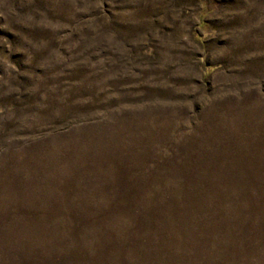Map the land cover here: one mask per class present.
I'll return each mask as SVG.
<instances>
[{
	"label": "rangeland",
	"instance_id": "374dc122",
	"mask_svg": "<svg viewBox=\"0 0 264 264\" xmlns=\"http://www.w3.org/2000/svg\"><path fill=\"white\" fill-rule=\"evenodd\" d=\"M0 264H264V0H0Z\"/></svg>",
	"mask_w": 264,
	"mask_h": 264
}]
</instances>
